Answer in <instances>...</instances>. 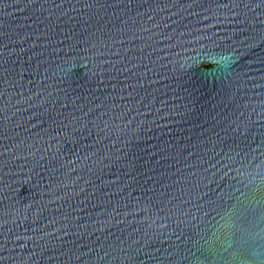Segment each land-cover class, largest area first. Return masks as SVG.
Here are the masks:
<instances>
[{"label": "water", "instance_id": "1", "mask_svg": "<svg viewBox=\"0 0 264 264\" xmlns=\"http://www.w3.org/2000/svg\"><path fill=\"white\" fill-rule=\"evenodd\" d=\"M0 264H264V0H0Z\"/></svg>", "mask_w": 264, "mask_h": 264}]
</instances>
